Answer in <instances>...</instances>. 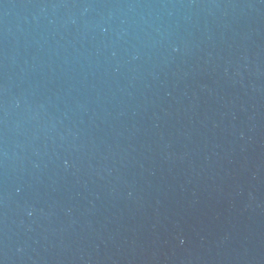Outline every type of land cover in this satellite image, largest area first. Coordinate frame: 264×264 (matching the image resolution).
Returning <instances> with one entry per match:
<instances>
[{
  "label": "water",
  "instance_id": "1",
  "mask_svg": "<svg viewBox=\"0 0 264 264\" xmlns=\"http://www.w3.org/2000/svg\"><path fill=\"white\" fill-rule=\"evenodd\" d=\"M0 264H264V0H0Z\"/></svg>",
  "mask_w": 264,
  "mask_h": 264
}]
</instances>
